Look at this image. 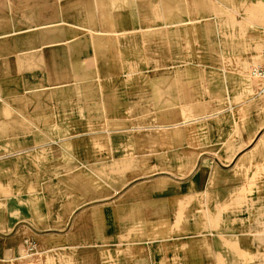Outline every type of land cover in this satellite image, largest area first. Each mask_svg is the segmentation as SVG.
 I'll return each instance as SVG.
<instances>
[{
  "label": "crops",
  "instance_id": "obj_1",
  "mask_svg": "<svg viewBox=\"0 0 264 264\" xmlns=\"http://www.w3.org/2000/svg\"><path fill=\"white\" fill-rule=\"evenodd\" d=\"M125 2L0 0V264H264V94L248 75L264 0H245L216 35L209 18L136 24L115 13ZM183 57L227 59L232 86L176 103L169 142L104 131L120 118L104 115L103 90L119 86H88V74L118 58L163 74ZM155 154L181 165L145 162Z\"/></svg>",
  "mask_w": 264,
  "mask_h": 264
},
{
  "label": "rangeland",
  "instance_id": "obj_2",
  "mask_svg": "<svg viewBox=\"0 0 264 264\" xmlns=\"http://www.w3.org/2000/svg\"><path fill=\"white\" fill-rule=\"evenodd\" d=\"M181 1V4L180 1L178 3H174V0L167 2V4H160L159 0H150V2L149 0H128V3L125 2L122 4L125 10H119L115 13L120 18L131 17L138 19L136 24H141L143 19L146 20L149 18L152 19V22L158 21L168 24L174 22L176 19L181 20L186 19L187 17L206 20L209 18L210 22L213 21L215 23L214 27L216 35L217 30L222 31V29H226L220 20L240 18V13L245 7V0H198V2L204 6V8L201 9H198L195 5L194 7H191V0ZM193 2H195V0H193ZM207 3L210 4L211 8L214 6V14L213 12H206L205 8ZM247 11H251V13L255 16L254 11L256 10L253 2L250 5H247ZM257 12L260 13V10ZM261 12L262 16H257V18L263 19L264 21V2ZM227 23L228 22H225L226 25H228ZM262 28H264V25ZM135 29L143 28L136 27ZM174 39L176 38L174 37ZM204 49H206L205 46ZM261 49L262 47H260V51ZM210 51H212V48H210ZM119 57H121V55ZM137 59H135L133 62L134 64H132L130 68H123L124 63H127L128 60L126 58H118V62L120 63L119 69H111L108 67V69H106L108 72L102 75H87V78L92 79V85L88 86H119V89L116 91L111 90L110 87H108L110 89L103 90L104 115L116 113L120 118L118 122L111 121L104 123L103 129L105 132L113 131V133H124V135H127L128 133L135 134V138L132 141H134L136 145L142 144V133H146V136L149 137L150 140H154L152 142L156 144L158 142V133L160 131L165 135L167 134V141L169 142V136H173L171 135L173 134L171 133L173 132L171 129L174 128V124H170L172 123L170 121L176 118V114L179 113L180 115L184 112L183 107L177 108L175 104L182 103L183 101H191L189 100L190 94H192L193 97L198 96L196 98L199 99V96H205V94H208L206 91L207 86H215V88H218V90L215 89L216 91H214V94L212 95L218 96L222 95L224 92L222 86H232V84H229L228 76L223 75V69L227 65V59L224 60L221 58H216L214 60L206 58H176V60H173L171 64L168 63L170 68H167L163 74H143L141 72L143 71L142 60L139 58ZM111 70H117L119 73H111ZM159 86L166 87V91L164 93L166 102L163 101V105L166 106L161 109L163 112L160 111L159 105ZM187 86L189 87L187 90H185V87ZM191 86L198 88V90L192 89L193 87ZM90 97H93V93L87 92V100H89ZM105 104L107 106H105ZM160 112L168 122L166 126L157 122ZM143 115H148L145 116V118L151 117L152 122H154L153 119H155L156 123H143ZM128 116L134 118V121L122 119L127 118ZM170 126L173 128H170ZM122 138L123 137H120V140H125L126 137L124 139ZM172 141H174V139ZM258 150L260 153H264V138L259 141ZM174 158L176 159V156L173 154L167 156L155 154L151 156H145V162L149 161L152 165H158L159 163L168 164L171 165V167L181 165V163L176 162ZM177 158L180 159L182 156L179 155ZM140 162L142 163L143 161L141 160ZM147 173L148 172L145 171H137L134 173V175Z\"/></svg>",
  "mask_w": 264,
  "mask_h": 264
},
{
  "label": "built area",
  "instance_id": "obj_3",
  "mask_svg": "<svg viewBox=\"0 0 264 264\" xmlns=\"http://www.w3.org/2000/svg\"><path fill=\"white\" fill-rule=\"evenodd\" d=\"M262 33V49L256 62H254L249 69V76L258 84V93L264 94V28L261 30ZM27 242L24 240V243ZM33 246L29 247V251H32Z\"/></svg>",
  "mask_w": 264,
  "mask_h": 264
}]
</instances>
